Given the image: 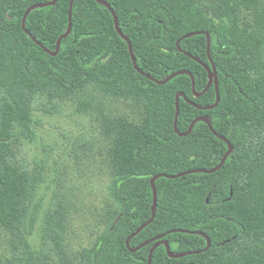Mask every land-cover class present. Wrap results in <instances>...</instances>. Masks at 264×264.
<instances>
[{"label": "trees", "instance_id": "trees-1", "mask_svg": "<svg viewBox=\"0 0 264 264\" xmlns=\"http://www.w3.org/2000/svg\"><path fill=\"white\" fill-rule=\"evenodd\" d=\"M52 1L0 0V228L17 243L13 262L49 264L30 241L42 210L36 178L14 162L31 103L94 83L142 116L105 127L116 207L85 263L149 264L152 240L166 234L179 257L160 244L150 264H264V0H73L71 11V0ZM240 10L254 12L252 27ZM220 137L232 146L221 167L158 177L154 219L132 236L152 217L151 179L215 169L228 151Z\"/></svg>", "mask_w": 264, "mask_h": 264}, {"label": "rangeland", "instance_id": "rangeland-1", "mask_svg": "<svg viewBox=\"0 0 264 264\" xmlns=\"http://www.w3.org/2000/svg\"><path fill=\"white\" fill-rule=\"evenodd\" d=\"M254 17L239 11L243 27H252ZM141 116L140 104L108 98L94 83L73 96L34 98L29 135L13 144L14 162L36 178L42 210L30 241L49 264H86L84 251L93 247L116 207L107 188L112 174L105 127L108 121L138 122ZM45 211L52 215L49 225ZM18 252L16 241L0 228V264H15Z\"/></svg>", "mask_w": 264, "mask_h": 264}, {"label": "water", "instance_id": "water-1", "mask_svg": "<svg viewBox=\"0 0 264 264\" xmlns=\"http://www.w3.org/2000/svg\"><path fill=\"white\" fill-rule=\"evenodd\" d=\"M98 2H101V3H103L101 0H97ZM55 2H56V0H53L51 3H48V5H54L55 4ZM72 2H73V0H71V4H70V11H71V7H72ZM43 6H45L44 4L43 5H34V6H32V7H30L29 9H28V11L26 12V14L30 11V10H32V9H34V8H37V7H43ZM107 7H109L108 5H107ZM113 13V17H114V21H115V27H116V30L120 33V30H119V28H118V20H117V17L115 16V14H114V12H112ZM71 15V14H70ZM70 27V26H69ZM23 28H24V21H23ZM69 32V29L67 30V32H66V34ZM65 34V35H66ZM64 35V36H65ZM63 36V37H64ZM60 40L61 39H59L58 41H57V51L55 52V53H51V52H49V51H46L47 53H49V54H51L52 56H54V55H56L57 54V52H58V50H59V45H60ZM208 40H209V37H208ZM38 45H40L38 42H36ZM133 59V61H134V58H132ZM182 73H187V72H182ZM176 75V74H175ZM175 75H173V76H175ZM173 76H171V77H173ZM171 77H169V78H171ZM169 78H167L166 80H168ZM208 78H209V85L211 84V82H212V80L213 79H215L216 78V74L214 73V72H209V74H208ZM165 80V81H166ZM165 81H162V82H158V84H163ZM209 85H208V87H209ZM217 95H218V93H217ZM182 97L183 96V94H178L177 95V97H176V99H177V109H178V97ZM194 96L196 97V96H199L197 93H194ZM218 102H219V97L217 96V100H216V103H215V105H213L212 107H208L207 109H211V108H213V107H215L217 104H218ZM178 112V111H177ZM197 120H201V121H204V122H206L207 124H208V126H209V128H210V130L215 134V132L213 131V129H212V127H211V124H210V120H209V118L208 117H201V118H199V119H197ZM174 129H175V132L176 133H178V130H177V128H176V121H175V123H174ZM220 139H222L223 141H225L226 143H227V145H228V151H227V153L225 154V156L223 157V159H222V161H221V163H220V165H218L215 169H213V170H211V171H205V170H193V171H189V172H187V173H182V174H178V175H171V176H169V175H159V176H157V177H154L153 179H151V185H152V188H153V194H154V204H153V207H152V217H151V219L146 223V224H144L142 227H140L132 236H134V235H136L138 232H140L147 224H149L153 219H154V216H155V211H156V192H155V185H154V182H155V180L158 178V177H166V178H169V179H175V178H178V177H181V176H184V175H186V174H190V173H196V172H207V173H209V172H214V171H216L217 169H219L220 167H221V165L224 163V161H225V159L230 155V153L232 152V146H231V144L229 143V142H227L226 140H225V138H223V137H220ZM170 232H174V230L173 231H170ZM166 234H163V235H161V236H159V237H156L155 239H153L152 241H156V240H160V241H158L154 246H153V248L151 249V251H150V255H149V264H150V261H151V255H152V252H153V250H154V248L155 247H157L158 245H160V244H163V245H165V247H166V250H167V253H168V255L170 256V257H179V256H176V255H173L171 252H170V250H169V245H168V243L166 242V241H163V240H161V239H163V237L165 236ZM131 238V237H130ZM129 238V239H130ZM129 239H127V245H128V241H129ZM208 241V243H207V247H206V249L209 247V245H210V241L209 240H207ZM205 249V250H206ZM130 251H132V252H134L135 250H133V249H130ZM200 251H198V252H196V253H199Z\"/></svg>", "mask_w": 264, "mask_h": 264}]
</instances>
